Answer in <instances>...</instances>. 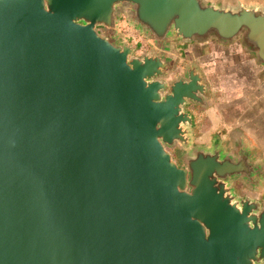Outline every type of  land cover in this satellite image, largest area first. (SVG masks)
<instances>
[{"label":"water","instance_id":"95a60500","mask_svg":"<svg viewBox=\"0 0 264 264\" xmlns=\"http://www.w3.org/2000/svg\"><path fill=\"white\" fill-rule=\"evenodd\" d=\"M121 5L159 46L241 38L264 64L260 5L0 0V264H264V193L233 185L263 186L257 149L193 146L204 74L116 43Z\"/></svg>","mask_w":264,"mask_h":264},{"label":"crops","instance_id":"0c3cea01","mask_svg":"<svg viewBox=\"0 0 264 264\" xmlns=\"http://www.w3.org/2000/svg\"><path fill=\"white\" fill-rule=\"evenodd\" d=\"M123 7L127 6H119L118 14L119 9ZM128 8L131 9V7ZM131 17L132 15L130 20ZM130 22L137 26L132 20ZM172 38L171 43L176 46V53H161L166 59L171 60L165 79L172 82L179 77H186L188 67L195 65L202 71L208 84L209 97L205 106L193 102L185 106V110L193 116L194 120L191 126L193 146L210 149L220 144L224 153L227 154H234L239 143H243L249 149L255 148L249 140L251 135L247 134V130L254 129L253 123L257 125L259 123L260 128L264 124V64L258 61L256 53L249 50L242 40L224 43L217 38L204 41H180ZM220 78H223L222 87L227 89L228 85L232 86L231 96H234L235 91L239 89L240 92H246L247 97L242 94L240 97L223 101L218 104V107L213 106V91L221 89ZM219 107H225V111L240 114V118L236 119L234 124L221 122L224 127L228 126L229 137L216 134L220 122L221 108ZM203 121L204 125L201 124ZM260 162L264 164V160Z\"/></svg>","mask_w":264,"mask_h":264},{"label":"rangeland","instance_id":"374dc122","mask_svg":"<svg viewBox=\"0 0 264 264\" xmlns=\"http://www.w3.org/2000/svg\"><path fill=\"white\" fill-rule=\"evenodd\" d=\"M212 2L215 3H228V4H239V3H243V4H247V5H260V6H264V0H210ZM128 37L129 39L134 42V43H140L138 42L141 38V36L130 30V32H128ZM241 41V38H238L234 41ZM131 45V44H130ZM219 80H221V89L220 90H214V96L212 98V104L213 106H217L220 103H223V101H227V99H231L233 98H237L240 97L242 94L247 97V93L246 92H240L239 89H237V91H235L234 96H231V93H233V91H231V87L228 85V88L225 89L222 83L223 78H220ZM239 90V91H238ZM220 109V117H219V125L217 127V131L216 134H220L221 136H230V131L227 128L228 126L225 125V127L223 126V123H221L222 121H225V123L227 124L228 122H232V124H234V122L236 123V119L240 118V114H235L233 112H230L229 110L225 111V107H219ZM203 111V110H202ZM242 117V116H241ZM204 118V117H203ZM243 118V117H242ZM244 119V118H243ZM204 125V121L201 123ZM254 129H252V131L247 130V134H250V142L254 145L255 149H257L258 152V159L264 160V124L262 128H260L261 126L257 125V123H253L252 124ZM207 126V124L205 125ZM228 141L230 140L229 138ZM180 146V145H176L175 147ZM172 147L171 150L173 151ZM181 147V146H180ZM183 149V148H181ZM184 151V149H183ZM261 182L263 184V186L261 188H251L249 187L242 179L236 178L233 180V185H234V189L235 192L240 195V196H249L255 199H259L260 196L264 193V174L261 176Z\"/></svg>","mask_w":264,"mask_h":264},{"label":"flooded vegetation","instance_id":"af4514ba","mask_svg":"<svg viewBox=\"0 0 264 264\" xmlns=\"http://www.w3.org/2000/svg\"><path fill=\"white\" fill-rule=\"evenodd\" d=\"M130 15H131V9L128 7H123L119 9V14L116 18V25L115 29L117 30L114 37L117 39L116 43H127L131 44L134 47V54L137 56L142 55L143 53H176V46L172 45L171 39L172 36L168 39L167 42L161 41V46L157 45L158 41H154L149 36H147L146 32L142 31V28L139 26H135L130 22ZM110 29L109 26H99L98 30L101 34H105L107 29ZM133 31L138 33L142 39H140L138 42L140 43H134L132 42L128 37V32ZM175 47V48H174ZM173 154L174 157L177 159L179 164L181 165V156L184 153L183 149H181L180 146H177L173 148Z\"/></svg>","mask_w":264,"mask_h":264}]
</instances>
